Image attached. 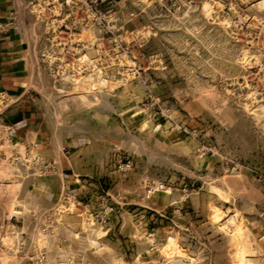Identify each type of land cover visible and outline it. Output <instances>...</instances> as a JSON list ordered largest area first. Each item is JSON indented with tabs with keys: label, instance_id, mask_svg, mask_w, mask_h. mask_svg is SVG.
<instances>
[{
	"label": "rangeland",
	"instance_id": "374dc122",
	"mask_svg": "<svg viewBox=\"0 0 264 264\" xmlns=\"http://www.w3.org/2000/svg\"><path fill=\"white\" fill-rule=\"evenodd\" d=\"M92 8L40 41L28 95L78 99L99 193L0 130V264H264V0ZM22 100L0 94V118Z\"/></svg>",
	"mask_w": 264,
	"mask_h": 264
},
{
	"label": "crops",
	"instance_id": "0c3cea01",
	"mask_svg": "<svg viewBox=\"0 0 264 264\" xmlns=\"http://www.w3.org/2000/svg\"><path fill=\"white\" fill-rule=\"evenodd\" d=\"M35 3V0H0V17L13 13L16 23L15 28L0 34V94L24 99L22 106L4 116V121L11 126V139L29 146L44 162L56 166L61 173L57 185L81 200L99 193L97 187L104 178L99 171L104 159L98 158L97 148L103 144L84 131L82 117L74 114L76 105L66 103L77 98L48 94L41 98L45 107H40L28 95L39 79L41 54L42 36L39 26L35 31L39 21L34 14L39 6ZM61 100L62 105L52 104ZM49 190L52 197L55 189L49 186Z\"/></svg>",
	"mask_w": 264,
	"mask_h": 264
},
{
	"label": "built area",
	"instance_id": "2783aa9c",
	"mask_svg": "<svg viewBox=\"0 0 264 264\" xmlns=\"http://www.w3.org/2000/svg\"><path fill=\"white\" fill-rule=\"evenodd\" d=\"M35 2V4L39 6V8L34 12V14H36V18L38 19V21H40V24L42 22H45L46 20L47 26L53 27L51 31H48L50 32L49 35H45L47 34L45 30L43 31V33H41L42 39H45L47 37H56L55 35L60 36L61 33H64V35H70L72 33L71 29L73 27V21L76 20V12L80 14L82 13V15H80V18H83L85 21H87V19L92 15V4H95L97 0H47V2L49 3V8L47 9V11L48 14H50V17H47L48 15H44L42 18H38L39 10L42 8L41 4L38 0H35ZM59 22H61L60 25ZM15 27L16 23L13 13L8 14V16L4 18L0 17V34H5L10 29H13ZM43 49L44 46L42 47V51ZM50 51L54 52L53 50ZM41 53L44 54L43 52ZM0 130L4 131L7 134L11 131V126L5 123L4 119L2 118H0ZM10 140L12 142L14 141L11 138Z\"/></svg>",
	"mask_w": 264,
	"mask_h": 264
}]
</instances>
